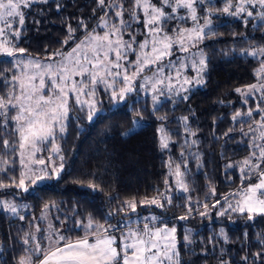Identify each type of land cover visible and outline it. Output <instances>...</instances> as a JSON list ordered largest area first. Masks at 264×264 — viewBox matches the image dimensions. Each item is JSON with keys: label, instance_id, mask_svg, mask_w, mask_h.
Returning a JSON list of instances; mask_svg holds the SVG:
<instances>
[{"label": "snow or ice", "instance_id": "1", "mask_svg": "<svg viewBox=\"0 0 264 264\" xmlns=\"http://www.w3.org/2000/svg\"><path fill=\"white\" fill-rule=\"evenodd\" d=\"M93 2L95 7L91 8L90 16L76 17L75 27L67 23L60 49L41 60L27 54V49L19 46L18 41L22 31L27 30L26 16L31 17L33 6L48 5L50 0H0V190L16 188L24 193H36L50 181H62L63 156L57 141L63 139L67 131L70 114L82 113L90 123L94 117H103V112L99 111L103 103L98 98L99 92L105 93L116 107L127 105L129 98L135 100L141 92L150 94L154 105L161 103V96L188 101L194 88L207 83L209 61L199 45L217 35L212 30L214 15L252 17L258 19L259 28L264 29V0H226L222 8L216 9L211 4L202 7L206 0ZM64 7L66 5L56 0L57 12ZM40 11L43 14L45 10ZM93 20V26L89 27ZM189 20L191 27L180 26ZM243 23L247 26L248 20L243 19ZM134 24L140 28H134ZM138 33L143 37L140 40L136 39ZM193 48L198 51L186 58L190 61L192 75H184L181 70L187 71L189 65L179 56L178 62L172 61L173 50L189 53ZM241 54L260 58L259 67L253 72L255 82L235 89L244 98V104L256 97L255 107L232 114V120L238 121L236 127L249 138L251 151L239 165L242 188L232 194L239 199L233 204L225 196L227 207L218 209L217 215L225 216L230 210L241 215L247 213V219L252 220L254 213L264 215V46L242 49ZM189 112L195 115L194 109L189 108ZM181 119L185 133L195 136L189 127V117ZM245 123L248 132L241 126ZM133 124L138 126L139 121ZM158 131L160 146L169 149L168 131L164 126ZM191 144L196 145L197 141ZM45 153L48 154L45 156ZM53 154L61 161L59 164L53 161ZM180 155L184 157L183 152ZM194 156L199 159L197 153ZM167 165L170 172L166 177H174L175 186L187 192L185 160L170 159ZM253 177L256 182L243 184ZM164 183L166 192L160 194V199L146 198L140 201V206L165 209L171 205L173 198L167 193L172 191L173 185L167 178ZM88 187L95 191L99 185L89 182ZM209 191L215 195L214 188ZM117 199L112 197L109 202L115 204ZM219 203L217 200L213 207ZM54 206V202L45 203L42 211ZM137 206L134 198L124 201L115 211L105 213L104 223L91 215L77 219L74 223L82 234L75 240L62 235L52 224L47 233L40 224H33L40 235L25 234L24 254L16 258L15 264H180L176 228L168 227V221L156 215L132 220L130 213H136ZM202 207L204 211L199 214L208 216V203ZM0 209L19 216L20 220L25 219L12 201L0 199ZM193 210L191 205L186 208L189 214ZM117 216L122 218L117 219ZM178 219L186 220L188 216ZM220 235L227 241L223 229ZM257 238L264 244V238ZM183 239L191 243L189 234ZM256 255L260 257L261 253ZM243 259L248 261L247 256ZM221 264H229V261L222 259Z\"/></svg>", "mask_w": 264, "mask_h": 264}, {"label": "trees", "instance_id": "2", "mask_svg": "<svg viewBox=\"0 0 264 264\" xmlns=\"http://www.w3.org/2000/svg\"><path fill=\"white\" fill-rule=\"evenodd\" d=\"M55 2L34 5L31 17L26 16L27 30L22 31L18 45L27 49V54L44 58L60 49V42L66 36L65 25L71 23L75 27L76 17H89L91 8L95 7L93 0H60L66 7L57 12ZM225 2L206 0L202 7L211 4L213 9L222 8ZM41 9L45 10L43 14ZM243 19L248 20L247 26ZM36 20L40 23L36 24ZM93 23L94 20L89 22V27ZM260 23L252 17L224 13L213 16L212 30L217 35L199 45L209 61L207 83L194 88L188 101L161 96V103L154 105L151 95L141 92L135 100L129 98L127 105L116 107L105 93L99 92L98 98L103 101L99 111L104 114L101 119L94 117L90 123L82 113L70 114L67 131L63 139L57 141L63 156L61 176L64 179L50 181L36 193H24L16 188L0 190V199L15 203L19 215L25 218L20 220L19 216L0 209V264H15L16 258L24 254L22 239L25 234L40 235L33 224H40L45 233L52 224L62 235L75 240L82 234L75 226L77 219L91 215L104 223L108 210L115 211L124 201L133 198L138 206L136 213H130L132 220L156 215L167 220L169 227L176 228L180 264H221L222 259H227L229 264H251L253 261L264 264V244L257 238H264V215H253L252 220L247 219V213L241 215L230 210L225 216L217 215L218 209L227 207L225 196L236 203L238 197L232 194L242 187L239 165L251 151L249 138L236 127L238 121L232 120V114L248 108L235 89L255 82L253 72L259 67L260 58L242 55L241 50L264 46V29L259 28ZM180 26L191 27L192 22L189 20ZM133 27L140 28L135 24ZM142 38L138 33L136 39ZM221 100L224 104H220ZM189 108L195 110L194 116ZM124 114L143 123L135 131L126 132ZM184 116L189 117V127L195 136L185 133L181 119ZM161 126L171 137L169 149L160 146L158 130ZM241 126L248 132L246 123ZM124 133L130 134L124 136ZM193 140L197 141L196 145L191 144ZM170 159H184L187 163V192L175 186L174 177H166L170 172L167 165ZM58 161L57 164L61 162ZM166 178L173 185L172 191L167 193L173 198L172 204L165 209L140 206V201L146 198H161L160 194L166 192ZM89 182L99 188L93 191L88 187ZM254 182L255 177L252 181L244 180L243 184ZM210 188L215 189V195ZM112 197L118 198L115 204L109 202ZM217 200L220 203L213 207ZM52 202L54 207L42 211L45 203ZM204 203L209 205L208 216L199 214L204 211ZM189 205L194 208L190 214L186 211ZM185 215L188 219H178ZM41 216L47 218L40 219ZM221 229L227 241L220 235ZM185 234H189L190 244L183 239ZM245 256L247 262L243 259Z\"/></svg>", "mask_w": 264, "mask_h": 264}, {"label": "rangeland", "instance_id": "3", "mask_svg": "<svg viewBox=\"0 0 264 264\" xmlns=\"http://www.w3.org/2000/svg\"><path fill=\"white\" fill-rule=\"evenodd\" d=\"M210 1V0H209ZM226 1V0H225ZM259 10V9H258ZM192 53H195V51L194 50H192L191 52H189V53H182V52H173V56L171 57V59H172V61H174V62H178L177 61V57L179 56V57H182V58H185L184 59V62L186 63V64H188L189 65V67H188V70L187 71H184V70H181L182 71V73L184 74V75H188V76H191L192 75V70H191V67H190V61H188L186 58L187 57H189V56H191L192 55ZM32 56V55H31ZM34 57H37V56H34ZM37 58H39V59H41V60H43L44 58H41V57H37ZM242 88V87H241ZM259 96V94H257V97ZM242 98V101H243V97H241ZM160 101H162V97H160ZM256 102H257V98L256 97H253V98H251L250 100H249V102H248V104H245L246 106H248V108H254L255 107V104H256ZM123 119H124V123H125V131L126 132H128V131H130V130H133L134 128H136L137 126L136 125H134L133 124V121H136V120H134V119H132L130 116H128V115H126V114H124V116H123ZM143 122L142 121H139V124H142ZM48 153H45V156L47 155ZM56 157V155L55 154H53V161H55L56 163H58L59 161H58V159H56L55 158ZM242 188V187H241ZM241 188L239 189V190H241ZM238 190V191H239ZM238 197V196H237ZM238 199H239V197H238ZM253 215H258V214H256V213H254ZM144 217H146V216H144ZM141 217H139V219H140ZM176 234V233H175Z\"/></svg>", "mask_w": 264, "mask_h": 264}, {"label": "crops", "instance_id": "4", "mask_svg": "<svg viewBox=\"0 0 264 264\" xmlns=\"http://www.w3.org/2000/svg\"><path fill=\"white\" fill-rule=\"evenodd\" d=\"M169 227V226H168ZM176 235V234H175ZM176 240H177V237H176ZM177 247H178V245H177Z\"/></svg>", "mask_w": 264, "mask_h": 264}]
</instances>
